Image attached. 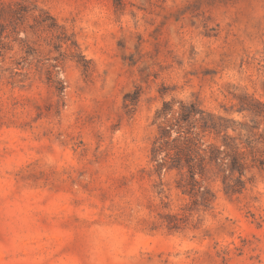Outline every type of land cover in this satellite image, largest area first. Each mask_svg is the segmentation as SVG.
<instances>
[{"label":"rangeland","instance_id":"1","mask_svg":"<svg viewBox=\"0 0 264 264\" xmlns=\"http://www.w3.org/2000/svg\"><path fill=\"white\" fill-rule=\"evenodd\" d=\"M25 2L0 57V264H264V171L188 215L150 155L163 102L264 103V0Z\"/></svg>","mask_w":264,"mask_h":264},{"label":"trees","instance_id":"2","mask_svg":"<svg viewBox=\"0 0 264 264\" xmlns=\"http://www.w3.org/2000/svg\"><path fill=\"white\" fill-rule=\"evenodd\" d=\"M28 13L25 0L0 1V57L10 49L9 41H16L17 23ZM42 15L54 21L47 12ZM238 99L235 112L240 120L205 112L194 102H178L176 110L173 101L163 102L155 113L159 123L151 162L156 172L167 169L178 173L177 188L190 199L184 209L188 215L193 206L207 207L214 199L209 182L220 180L223 192L234 196L245 190L252 168L264 171V103L248 95ZM205 136L214 142L205 143ZM169 219L177 220L176 216Z\"/></svg>","mask_w":264,"mask_h":264}]
</instances>
